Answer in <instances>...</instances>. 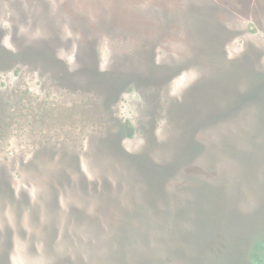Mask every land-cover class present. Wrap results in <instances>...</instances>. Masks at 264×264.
<instances>
[{"label":"rangeland","instance_id":"374dc122","mask_svg":"<svg viewBox=\"0 0 264 264\" xmlns=\"http://www.w3.org/2000/svg\"><path fill=\"white\" fill-rule=\"evenodd\" d=\"M262 160L264 0H0L11 264H185L177 228L192 226L193 187L213 183L200 203L210 224L196 222L203 250L216 224L230 233L238 212L263 209L264 164L242 172ZM262 230L232 264H264Z\"/></svg>","mask_w":264,"mask_h":264},{"label":"trees","instance_id":"16d2710c","mask_svg":"<svg viewBox=\"0 0 264 264\" xmlns=\"http://www.w3.org/2000/svg\"><path fill=\"white\" fill-rule=\"evenodd\" d=\"M263 87V86H262ZM261 92V91H260ZM259 92V97H262L263 96V93L262 95L260 94ZM249 99H251L249 97ZM247 101V100H245ZM36 144V143H35ZM264 160H262V163H263ZM261 163V162H259ZM259 163H254L252 161H249L247 163H243L242 162V172L244 174H251L250 176L254 175V173H256V171L258 169H260L261 165H258ZM259 173V171H258ZM248 175L246 177H248ZM249 178V177H248ZM248 178H246L245 180H248ZM196 181H200L199 179H197ZM213 183L211 182H203V181H200V187L199 188H203L202 191L199 192V188L197 186H194L192 190H194L193 194V197L190 201V206L193 205L196 209V210H192L189 208V210H187L185 213H184V216L187 215V219H188V223L191 222L192 223V226H183V228H181L180 226L177 228L178 229V233H177V236H178V239H179V242H180V248L183 249L185 252L187 251H196V249H199V253H203V252H206L208 253V255L210 256V258L213 260L214 263H218L219 261V264H226V263H230L232 264L233 263V259H229V255H228V250L232 248V252L230 254H234L237 252H240L242 251V247L243 246H239L241 243H244L245 241H237L236 238L234 236H232L231 234V230H230V234L228 232H223L222 230L219 229V226L218 224H216L215 228L214 226H210V225H207V224H204L205 226L209 227L210 229L214 228V230H212L213 232V237L211 238H214L216 237L215 241L213 242V245L212 246H207L205 247L203 250L201 249V247H204V246H201L200 245L205 242L204 239L202 238H199L201 237L202 233L204 232L205 230V227L203 226L202 230H199L196 226V222L199 221V222H203V223H208L210 224V219L211 217L204 214V210H206V206L204 204V207L201 208L200 207V203H201V200L204 201V199H207L205 198V194L208 195V197H210V194L207 193L206 191L211 188ZM244 188H246V191L247 189H250V187L248 186H245L243 180H242V184L241 186L239 185V190L241 192V194H239L240 192L238 191L237 195H236V202L238 201L239 199V196H240V200H239V204L240 205L243 202H246L245 200V197L242 199V196L243 194H245V190ZM199 189V190H198ZM198 190V192H197ZM201 194V195H199ZM246 195V194H245ZM248 195V194H247ZM225 199H226V203L228 204V202L230 203V199L232 197L231 193L230 195L229 194H226L225 196ZM210 203H211V200H208ZM226 204V206H227ZM260 205L262 206V210H256L254 212V215H252V217L250 215H246L247 217V220L251 223L252 225V229L248 230L247 234H248V237L252 238V237H258V236H261L262 234L260 233L262 230V228L264 227V200L261 201ZM203 206V205H202ZM199 207V208H198ZM144 211V215L146 214L147 216V211L143 210ZM197 211H199V213L201 214V217H195L194 216V212L196 213ZM178 214H180V211L178 212ZM181 214L183 215V212H181ZM213 214V213H212ZM215 214V215H214ZM214 214L213 216L216 217V213L214 211ZM213 217V218H214ZM262 217V218H260ZM178 218L180 219V216H178ZM186 219V220H187ZM219 222L220 220L223 221L222 219H219L218 221V218L216 217L215 218V222ZM229 221V220H228ZM227 221V222H228ZM157 224L156 227H159V224H158V221L155 222ZM179 223V222H177ZM184 223H187V221H184ZM229 223V222H228ZM230 223L227 225L229 226ZM170 226H173V224H170ZM125 227V226H124ZM217 228V230H216ZM164 229V228H162ZM134 229L129 227L125 230V232L131 234V232L133 231ZM203 231V232H202ZM25 232V230H24ZM217 234V235H216ZM165 235H169L168 231L166 233L165 231ZM250 235V236H249ZM247 238V237H246ZM264 238V237H263ZM224 244H226V248H224ZM8 248H11V245L9 244ZM52 248L53 250H55V246L52 245ZM5 252L2 253V255L0 256V264H11V256H10V252H8L6 249L4 250ZM57 256V255H56ZM59 261V259H58ZM57 264H77L76 262L72 263L70 261H64L63 259L61 261H59ZM79 264V263H78Z\"/></svg>","mask_w":264,"mask_h":264},{"label":"water","instance_id":"95a60500","mask_svg":"<svg viewBox=\"0 0 264 264\" xmlns=\"http://www.w3.org/2000/svg\"><path fill=\"white\" fill-rule=\"evenodd\" d=\"M263 164L264 163H262V165ZM246 178H248V177H244V178H242V180L245 182ZM256 186H258V182H257ZM260 189H261L260 190L261 193L259 194V196H260L259 199L261 201H263L264 200V184H263V189L262 188H260ZM254 190L256 192V188ZM260 191H257V192H260ZM238 200H240V196H239ZM237 216L238 217L237 218L234 217L233 220L230 218L231 219L230 221H232V222H229L231 225L230 226L231 234H232V236H234L236 238L237 241H244L248 235L247 234L248 230L252 229L253 227H252L251 223L247 220L246 215L240 214L238 212ZM223 246H224V248H226V244H224ZM153 248L156 249L155 246ZM156 250L152 251L151 253H145L144 251L140 250L139 253H141V254H139V255L142 256V258H145V257L149 256L150 254H152V255L155 254ZM179 250L182 252V254L180 253L181 255H187L188 257L190 256V259H187V262L185 264H219V261H218V263H214L213 260L208 255V253H206V252H203L201 254L197 253L198 255H196V251H194V250L193 251H187V252H185L181 248ZM159 251L160 250H157L156 253H159ZM231 252H232V248L228 250L229 259H233L234 254H235V253L230 254ZM151 257L146 258V262L148 264H169V262L165 261V259H154ZM192 257H194V258H192ZM226 264H230V263H226Z\"/></svg>","mask_w":264,"mask_h":264}]
</instances>
